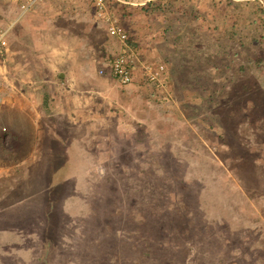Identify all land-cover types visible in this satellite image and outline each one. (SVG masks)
<instances>
[{
	"label": "rangeland",
	"instance_id": "374dc122",
	"mask_svg": "<svg viewBox=\"0 0 264 264\" xmlns=\"http://www.w3.org/2000/svg\"><path fill=\"white\" fill-rule=\"evenodd\" d=\"M150 1L162 0L137 6L159 23L142 32L144 50L135 45L145 59L169 71L186 11L213 49L219 33L237 28L253 65L218 83L213 71L200 75V54L186 55L178 79L190 82L178 86L169 72L167 101L146 95L140 117L109 115L106 130L71 112L57 122L37 107L33 151L9 129L0 95V264H264V101L243 88L264 86V62H255L264 58V0H174L162 13ZM51 219L49 246L40 231Z\"/></svg>",
	"mask_w": 264,
	"mask_h": 264
},
{
	"label": "crops",
	"instance_id": "0c3cea01",
	"mask_svg": "<svg viewBox=\"0 0 264 264\" xmlns=\"http://www.w3.org/2000/svg\"><path fill=\"white\" fill-rule=\"evenodd\" d=\"M20 1L0 0V27L7 29V45L0 55V95L10 110L9 129L17 140H27L34 150L37 107L57 122V116L71 112L75 121H92L99 130L110 127L109 123L102 126L109 115L140 117L146 95L152 97V90H157L145 85L138 72L126 85L110 75L107 53L116 54L120 43L107 34L106 23L96 17L90 0H42L24 13ZM108 1L112 20L132 34L133 47L140 43L143 31L157 28L158 21L137 8L148 0Z\"/></svg>",
	"mask_w": 264,
	"mask_h": 264
},
{
	"label": "trees",
	"instance_id": "16d2710c",
	"mask_svg": "<svg viewBox=\"0 0 264 264\" xmlns=\"http://www.w3.org/2000/svg\"><path fill=\"white\" fill-rule=\"evenodd\" d=\"M175 2L176 1L174 0H164V1L162 0L159 3L153 2V1L152 2L150 1L148 3L152 11L162 13L164 12L165 9H169V7H172ZM188 17H190L191 20ZM182 20L185 23V25H188V27H184V25L182 24V26L180 28L179 27L176 28L177 31L174 32L175 34L173 36L174 47L179 49L180 54L176 55L175 59L170 64V69H169L172 82L174 81L175 83L178 84V86L181 80L183 79L188 80V82H190L191 80V78L178 79V76L181 74V71L184 68L183 66H186L185 61H187V56L191 55L193 52H197L198 54H200V57L203 59L201 60L202 62L200 61V63L202 64V66H204V68H206L204 74H200V75H205L206 73L209 76V73L213 71L212 74L216 75L220 79L218 83L235 82L234 80H236V78L239 76L240 73L245 72L246 70H248V68L251 67V65H253L254 56L250 54V52L244 53L243 48L247 46L245 45L243 46L242 41L237 40L236 38V36L239 34V31L237 30V28H234V30L230 28L228 31L223 32V34L219 33L216 41L213 40L214 42H216L215 44H218V45L215 46V48L213 49L210 46V42L212 43V40L209 41L208 39L200 36V34L202 35L203 33H201V31L199 33L193 26L189 27V25L191 24L193 20V17H191V14L189 12H186V11L182 12ZM234 42L238 43V44H235V46L238 45V48L232 45V43ZM215 57H217L218 60L220 58L219 62L214 61ZM243 57L246 58L245 59L246 61L243 60ZM204 60H206V62ZM255 62L258 63L257 67H260L261 63L264 62V58L260 57ZM204 81L210 93H212L211 88L213 87L211 86V83L209 82V80L208 81L204 80ZM256 84L257 85L247 84L243 88L247 92H253L252 95H254L255 90H257V92L259 91L260 92L259 98H261L260 101L263 102L264 101V86L261 84V81H257ZM183 85H180L181 87H178V88L179 89L189 88V86L183 87ZM185 85H188V84H185ZM228 87H229L228 85H225V87H223V91L227 96L230 93V91H227ZM209 97L211 96H208V98ZM249 99L253 100L254 98H249ZM248 103L249 102L247 101V105ZM216 119L219 122L220 129L221 130L223 129L222 137L223 136L225 137V132L227 133V129L225 128L223 123L221 124L220 118H216ZM50 194H51V198L48 199V202H47L48 206L46 205V207L49 208V212L53 214L55 210L54 203L57 200L56 196H58V193L54 194L53 191L50 190ZM151 214L152 216L154 215L153 212H150L148 214L144 213L141 215H142L143 220H146V219H149L148 217L151 216ZM57 226H58L57 222L54 221V219L53 220L51 219L50 221H47V223L45 224V227L40 231V233L45 235L44 241L47 242L49 246L53 244L54 242H53V238L47 235H50V236L54 235L55 231L57 230ZM159 229H160L159 233L163 234L164 230L162 228H159ZM146 249H148V247ZM144 253H147V252L144 251Z\"/></svg>",
	"mask_w": 264,
	"mask_h": 264
},
{
	"label": "built area",
	"instance_id": "2783aa9c",
	"mask_svg": "<svg viewBox=\"0 0 264 264\" xmlns=\"http://www.w3.org/2000/svg\"><path fill=\"white\" fill-rule=\"evenodd\" d=\"M42 0H21L19 3L20 13L31 9ZM95 10L96 17L106 23L107 34L120 43L119 51L107 61L110 75L119 84L132 83L137 72L145 85H151L157 92L152 90V97L160 101H167L170 94L167 90L168 71L163 63L145 61L136 47L129 43V34L124 26L111 18V10L108 0H90ZM7 29L0 27V48H5ZM139 70V71H138ZM152 87V88H153Z\"/></svg>",
	"mask_w": 264,
	"mask_h": 264
}]
</instances>
